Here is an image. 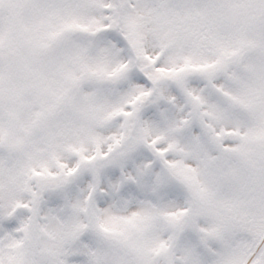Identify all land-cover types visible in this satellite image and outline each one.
Returning <instances> with one entry per match:
<instances>
[{"label": "snow or ice", "instance_id": "obj_1", "mask_svg": "<svg viewBox=\"0 0 264 264\" xmlns=\"http://www.w3.org/2000/svg\"><path fill=\"white\" fill-rule=\"evenodd\" d=\"M0 264H264V0H0Z\"/></svg>", "mask_w": 264, "mask_h": 264}]
</instances>
